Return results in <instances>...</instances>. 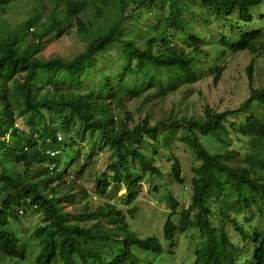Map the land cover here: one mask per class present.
Masks as SVG:
<instances>
[{"label": "trees", "instance_id": "16d2710c", "mask_svg": "<svg viewBox=\"0 0 264 264\" xmlns=\"http://www.w3.org/2000/svg\"><path fill=\"white\" fill-rule=\"evenodd\" d=\"M16 1L0 0V259L21 257L20 238L11 223L21 220L18 211L24 216L31 209L43 222L33 231L39 244L35 264H130L123 253L133 249L129 240L134 236L125 222L116 219L121 216L115 210L117 203L92 211L86 206L74 214L63 212L60 206L72 197L67 196L71 190L79 189L78 178L87 165L71 179L67 170L76 167L82 148L77 144L87 137L89 143L83 147L88 153L97 146V151L109 154L107 174L95 178L96 193L105 195L112 184L122 186L128 195L120 201L130 205L138 178L155 175L156 181H167L161 188L163 182L157 183L151 195L166 194L170 213L163 226L170 230L167 239L173 240L177 229L190 231L189 241L197 236L192 264H264V228L260 221L258 227L256 223L264 211V113L256 109L264 107V85L251 89L237 109L206 110L200 118H166L153 126L145 118L130 128L127 116L119 120L114 115L123 100L140 99L149 91L152 97L164 99L177 85L195 80V70L204 71L205 42L199 30H193L196 21L226 19L229 29L237 22L253 24L264 0H52L54 8L48 15L43 0H31L43 13L10 24L5 16ZM232 10L240 14L237 22L222 17ZM259 19L263 21L264 15ZM30 27L34 28L31 32ZM72 27L86 42L83 50L71 59L56 55L42 59L47 39L72 34ZM256 29L213 43V83L224 69L226 55L247 51L264 57V32ZM174 32L177 43H170ZM246 71L251 86V66ZM244 114H248L246 120L239 119L236 125L240 136L250 139L252 152L242 154L233 165L228 150L208 156L200 139L221 140V122ZM19 117L29 126L26 140L16 127ZM75 136L80 140H74ZM173 137L200 162L189 183L190 204L180 213L168 190L169 181L153 164L156 158L136 150L147 142L151 147L159 143L167 147ZM173 169L168 177L182 184L177 167ZM173 213L183 226H173ZM218 216L222 219L214 227L211 220ZM132 243L137 249L161 254L156 239ZM250 247L255 263L247 251Z\"/></svg>", "mask_w": 264, "mask_h": 264}, {"label": "rangeland", "instance_id": "374dc122", "mask_svg": "<svg viewBox=\"0 0 264 264\" xmlns=\"http://www.w3.org/2000/svg\"><path fill=\"white\" fill-rule=\"evenodd\" d=\"M43 8L46 15L50 14L53 7L52 0H43ZM198 5V4H197ZM196 5H194L195 7ZM260 11L257 13V22L253 24H241L238 23L239 13L237 10L230 11L231 13L222 16L232 21L237 22L232 29H229L226 19L215 20L214 17L210 18L211 22L205 23L202 20L196 21V25L193 30L198 32V36L205 42L203 44L205 50L203 62L205 63V69L203 72L198 73L196 70L194 73L197 75L195 80L186 82L184 84L177 85L172 94H169L164 99L158 96L152 97V92L144 93L140 99L123 100L121 105L115 108L114 115L120 120L125 116L128 117V126L130 128L140 124L145 118L150 126H153L157 122L169 118L172 120H181L189 118H200L204 115L206 110L213 111L215 113H221L226 110H235L248 99L251 95V89L257 90L264 85V57L257 54H250L247 51L233 53L226 55L223 61V70L217 78L216 83H213L216 76L213 65L215 55L213 53V43L220 42L221 38L228 36L230 39L234 38L240 32H250L257 30L260 27L264 32V20L261 21L259 16L264 15V4L259 7ZM8 13L5 16L10 24L20 23L30 17L36 16L38 13H43L38 6L31 0H17L13 7H9ZM206 10V9H205ZM45 15V16H46ZM191 14L188 16L190 17ZM187 18V17H186ZM85 19V18H84ZM238 28H235L237 27ZM34 30L33 27L28 29L29 32ZM69 34L60 39L49 38L46 41L45 46L41 49V58L53 57V55L59 56L63 59H71L83 50V46L86 42L76 34L75 28L72 27ZM177 32L173 33L174 37H171L170 43H177L175 41ZM178 44H180L178 42ZM185 51H188L186 48ZM251 66L252 68V84L250 86L248 74L246 68ZM208 68H211L208 70ZM151 96V97H150ZM257 112L259 114L264 113V107L257 106ZM257 113V114H258ZM181 117V118H180ZM248 114L232 115L224 119L221 122V128L219 136L221 140L212 139L209 137L207 140L201 138L200 141L203 145L204 151L208 156L223 155L226 150L229 152V160L234 162H240L242 154L252 152L254 146L250 139L243 138L239 134L238 126L236 122L246 120ZM264 121V116L261 118ZM16 127L21 130L22 138L26 140L29 135L27 133L28 127L25 125L20 117L16 121ZM78 130L77 128L75 131ZM171 132V130L169 131ZM162 135H160V138ZM6 139H11L9 135ZM74 140H80L75 136ZM232 142H230L229 140ZM239 140V142H238ZM89 140L87 137L84 141L77 144L80 149V155L77 159L76 167L74 165L68 167L69 178L79 173L80 168L87 165L83 174L78 178V188L71 190L67 196L72 195L68 200H62L61 208L63 212L74 214L77 211H81L82 208L88 206V210L92 211L94 207H104L106 204H116V210H120L123 214L116 219L120 222H125L128 230L133 233V238L129 240V247L135 248L132 243L137 240L143 242L147 239H156L158 246L161 249L160 255H150L149 259L152 264H192L195 261L193 255L192 246L194 245L195 238L193 240L186 237L191 234L190 231L186 233H179L180 229L174 230L173 240L167 239L170 235V230L165 229L163 223L170 213L165 204L166 194L158 193L157 197L151 195L154 186L163 182L159 188L167 184L164 179L157 180V177L153 175L145 177L144 179L138 178V181L132 187L133 193H136L135 199L130 205H123L121 200H124V196L128 195V191L124 187L117 185H110L105 195L96 193L95 178H99L102 173H106V165L108 162L109 154L107 152L97 151V146H94L91 153L87 152V146ZM157 143V142H154ZM151 143H140L136 146V150L139 153H143L148 158H156L154 166L159 167L164 174V177L169 181L168 190L171 196L178 203L177 212L186 209L190 204V188L189 183L194 177L193 169L200 168L199 160H196L192 152L179 141L177 137H173L169 146L164 147L163 144H155L153 147ZM155 148V150H153ZM159 152L157 156L154 154ZM160 157V158H158ZM133 165L135 162L130 159ZM177 167V172L180 178L183 180L182 184L173 182V176L168 177ZM17 172L21 171L20 167L16 168ZM109 172V171H108ZM107 174V173H106ZM94 176V178H92ZM54 186V184H53ZM68 191V190H67ZM62 198V197H61ZM229 214H231L229 212ZM18 216L21 218L19 223H11L12 230H14L20 238V251L21 257L15 258V261H8L0 259V264H35L34 258L39 251V244L35 238L33 231L36 227L42 226L43 222L39 214L33 212L31 209L23 216L21 211H18ZM220 216V215H219ZM211 220V224L218 227L220 224V218ZM124 217V218H123ZM171 219L176 222L174 227L183 226L181 219H178L177 213L171 215ZM260 219V220H259ZM257 220V226L260 221V227L264 228V211ZM15 223V225H14ZM178 224V225H177ZM177 225V226H176ZM227 230L230 232V237L233 240H237L236 234H234L227 226ZM191 238V237H190ZM172 243V245H171ZM28 251V252H27ZM250 258L254 260V248L250 247L248 250ZM134 261H130L133 263ZM142 262L139 261L138 264ZM58 264V263H57ZM241 264V263H237Z\"/></svg>", "mask_w": 264, "mask_h": 264}, {"label": "clouds", "instance_id": "9594fccd", "mask_svg": "<svg viewBox=\"0 0 264 264\" xmlns=\"http://www.w3.org/2000/svg\"><path fill=\"white\" fill-rule=\"evenodd\" d=\"M116 210V208H115ZM119 211V210H117ZM123 214H121L122 216ZM261 213L259 214L260 217ZM257 217V220L259 219ZM260 220V219H259ZM257 223V222H256ZM258 227V226H257ZM127 261H134L130 264H138L141 261V264H152L153 262L149 259L150 255H153L149 252V250H142V249H132L123 253ZM237 264V263H236Z\"/></svg>", "mask_w": 264, "mask_h": 264}, {"label": "bare ground", "instance_id": "6f19581e", "mask_svg": "<svg viewBox=\"0 0 264 264\" xmlns=\"http://www.w3.org/2000/svg\"><path fill=\"white\" fill-rule=\"evenodd\" d=\"M181 118V117H180ZM174 119V118H173ZM124 218V217H123ZM241 240H243V239H241ZM244 241V240H243ZM255 260V259H254Z\"/></svg>", "mask_w": 264, "mask_h": 264}]
</instances>
